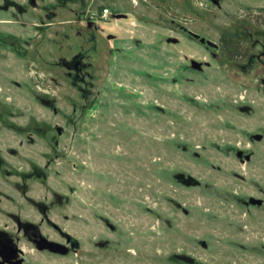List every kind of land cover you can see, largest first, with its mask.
<instances>
[{
  "label": "rangeland",
  "instance_id": "obj_1",
  "mask_svg": "<svg viewBox=\"0 0 264 264\" xmlns=\"http://www.w3.org/2000/svg\"><path fill=\"white\" fill-rule=\"evenodd\" d=\"M89 1L93 12L106 6L133 15L129 21L118 23V34L139 38L142 45L133 59L132 71L120 61L119 70H126L127 76L123 82L111 71L113 66L100 70V66H108V58L105 61L104 55L89 56L95 80L86 103V125L78 123L80 128L74 137L65 124L73 109L69 99L77 103L75 119L85 103L81 91L66 84L60 86V116L53 118L52 124L58 122L66 127L59 146L62 152L73 148L71 156L77 166L72 169L66 160H59L51 178L58 190L73 187L75 214L86 216L83 204L87 195L94 205L92 214L103 206L108 219L118 228V248L115 252H101L93 247L95 237L110 236L104 235L100 223L90 217L88 228L74 225L81 245L77 256L42 257V264H184L175 255H188L196 264H264V228L244 233L229 228L228 214L233 208L215 191L230 188L226 186L230 183L222 180L235 179L236 175L264 178V171L257 165L262 161L257 159L248 173L235 158L237 149L248 146V132L257 131L264 121L261 99L253 103L252 97H239L245 92L240 87L244 80L237 71L227 73L223 67L214 68L207 76L216 77V84L202 83L203 98L217 99L219 104L222 100L251 102L257 115L247 119L231 107L209 118L187 107L179 121L168 124L164 113L157 109H164L165 104L162 83L156 80L152 84L144 77L146 72L163 75L167 50L165 45L154 50L151 45H157L164 36L181 41L177 24L218 43L222 34L237 33L235 30L253 22L263 25L264 0H221L220 9L209 0H192V8L186 3L190 0H136L130 11L120 6L121 0ZM261 29L264 35V27ZM170 49L192 54L197 51L188 40ZM75 53L76 48L70 54ZM201 56L206 57L205 53ZM118 83L133 89L139 97L123 94ZM14 93L20 99L24 95L22 91ZM253 145L264 155V141ZM179 174L195 183L180 182ZM203 241L207 248L201 245Z\"/></svg>",
  "mask_w": 264,
  "mask_h": 264
},
{
  "label": "flooded vegetation",
  "instance_id": "obj_2",
  "mask_svg": "<svg viewBox=\"0 0 264 264\" xmlns=\"http://www.w3.org/2000/svg\"><path fill=\"white\" fill-rule=\"evenodd\" d=\"M209 2L221 8V0ZM134 3L136 0H121L120 6L130 11ZM186 3L190 8L195 7L192 0ZM90 6L89 0H0V264H42V257L77 256L81 245L74 234V225L88 228L90 217L100 223L104 235L110 236L95 237L91 241L93 247L101 252H115L118 246V228L108 219L103 206L92 214L94 205L87 195L83 204L86 216L75 214L73 187L67 185L58 190L55 179L51 178L59 160H66L72 169L77 166L71 156L73 148L67 147V152H62L59 146V138L66 127L59 126L58 122L52 124L53 118L60 116V86L66 84L81 91L85 103L81 115L75 119L77 103L69 99L73 109L65 124L72 129L74 137L80 128L78 123L86 125V103L95 80L89 56L104 55L105 61L108 58V66H100V70L106 71L113 66L111 71L123 82L127 76L126 70L123 73L119 70L120 61L132 71L133 59L142 45L139 38H123L118 34L121 28L118 23L129 21L127 19L133 15L118 13L106 6L101 12L98 9L93 12ZM104 10H108L106 15ZM253 23L235 30L237 33L220 35L218 43L214 42L216 48L207 43L211 40L180 24H177L176 33L183 37L181 41L164 36L157 45H151L153 50L162 45L167 50L163 75L157 77L146 72L144 77L152 84L156 80L162 83L165 104L164 109H157L164 113L168 124L171 120L179 121L187 107L209 118L231 107L247 119L257 115L252 105L255 100L261 99L264 106V35L261 29L264 24ZM130 25L136 23L130 22ZM223 38L239 43L243 57L227 58L222 50ZM186 40L197 50L193 54L170 49ZM75 48L77 53L71 55ZM203 53L206 57L201 56ZM222 67L227 73L237 71L244 80L240 87L245 92L244 96L241 93L238 96L252 97L253 103L222 100L219 104L217 99L203 98L202 83L211 82L214 86L217 80L207 76L208 71ZM118 84L123 94L139 97L133 94V89ZM21 91L24 92L22 99L16 98L14 92ZM28 91L30 93H26ZM247 135L248 146L237 149L235 158L248 173L258 159L262 163L257 165L264 171V155L253 145L264 141V121L257 131ZM236 176L222 180L232 184L226 185L230 188L215 190L216 196L233 208L228 214L231 220H227V226L239 233L259 231L264 228V178ZM177 179L182 183H195L180 174ZM217 219L219 221L220 217ZM176 256L178 262L196 264L193 258V263H187Z\"/></svg>",
  "mask_w": 264,
  "mask_h": 264
},
{
  "label": "trees",
  "instance_id": "obj_3",
  "mask_svg": "<svg viewBox=\"0 0 264 264\" xmlns=\"http://www.w3.org/2000/svg\"><path fill=\"white\" fill-rule=\"evenodd\" d=\"M102 9V7H101ZM224 47L222 48L223 52L226 53L227 58L231 59V58H239V57H243V48L242 46L237 43L234 42L230 39H225L223 38L222 40Z\"/></svg>",
  "mask_w": 264,
  "mask_h": 264
},
{
  "label": "water",
  "instance_id": "obj_4",
  "mask_svg": "<svg viewBox=\"0 0 264 264\" xmlns=\"http://www.w3.org/2000/svg\"><path fill=\"white\" fill-rule=\"evenodd\" d=\"M171 40H175L176 41V39H171ZM202 41L203 42H205V40L204 39H202ZM207 43L210 45V46H212V47H217V45L214 43V42H211V41H207ZM201 245L203 246V248H207V244H206V242H201ZM179 260H182V261H185V262H187V263H193V259L190 257V256H186V255H178V256H176Z\"/></svg>",
  "mask_w": 264,
  "mask_h": 264
},
{
  "label": "built area",
  "instance_id": "obj_5",
  "mask_svg": "<svg viewBox=\"0 0 264 264\" xmlns=\"http://www.w3.org/2000/svg\"><path fill=\"white\" fill-rule=\"evenodd\" d=\"M108 13V10H104L103 14L106 15Z\"/></svg>",
  "mask_w": 264,
  "mask_h": 264
}]
</instances>
